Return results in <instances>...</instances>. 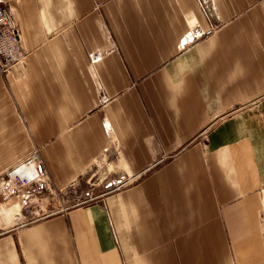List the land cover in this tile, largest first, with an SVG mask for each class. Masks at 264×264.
<instances>
[{
	"label": "crops",
	"instance_id": "0c3cea01",
	"mask_svg": "<svg viewBox=\"0 0 264 264\" xmlns=\"http://www.w3.org/2000/svg\"><path fill=\"white\" fill-rule=\"evenodd\" d=\"M0 2L25 54L0 64V175L38 151L49 184L0 193V264H264L260 0Z\"/></svg>",
	"mask_w": 264,
	"mask_h": 264
},
{
	"label": "built area",
	"instance_id": "2783aa9c",
	"mask_svg": "<svg viewBox=\"0 0 264 264\" xmlns=\"http://www.w3.org/2000/svg\"><path fill=\"white\" fill-rule=\"evenodd\" d=\"M264 7V0H260ZM205 13L210 12L211 0H199ZM199 34V33H198ZM24 52L21 50L18 29L7 11L0 2V64L22 62ZM133 178L119 177L106 180L102 191L93 193V186L83 193V200L89 202L105 193L117 191L128 184ZM48 181L42 159L38 151L31 152L27 157L15 163L0 175V193L5 197H15L23 206H29L43 196L48 190ZM261 206L258 210V224L264 246V190L261 192Z\"/></svg>",
	"mask_w": 264,
	"mask_h": 264
},
{
	"label": "rangeland",
	"instance_id": "374dc122",
	"mask_svg": "<svg viewBox=\"0 0 264 264\" xmlns=\"http://www.w3.org/2000/svg\"><path fill=\"white\" fill-rule=\"evenodd\" d=\"M97 175L98 173L96 174L95 177H98ZM83 186L84 185H82V187H80L79 189H76L75 186L73 185L67 188L65 192L56 193L55 203L48 204V206L44 210H37L36 213L25 216V218H23V221L25 220L30 221L33 219H37L44 215L55 213L62 207L72 206L80 202L81 201L80 193L83 192Z\"/></svg>",
	"mask_w": 264,
	"mask_h": 264
},
{
	"label": "bare ground",
	"instance_id": "6f19581e",
	"mask_svg": "<svg viewBox=\"0 0 264 264\" xmlns=\"http://www.w3.org/2000/svg\"><path fill=\"white\" fill-rule=\"evenodd\" d=\"M8 205H13V203L12 202H9Z\"/></svg>",
	"mask_w": 264,
	"mask_h": 264
}]
</instances>
